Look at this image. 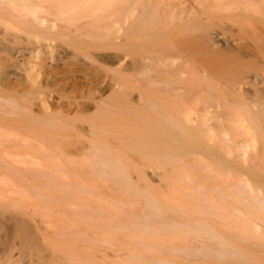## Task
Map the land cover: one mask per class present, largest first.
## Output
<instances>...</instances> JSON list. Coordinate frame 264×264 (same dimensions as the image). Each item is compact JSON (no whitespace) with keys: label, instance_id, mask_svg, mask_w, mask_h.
Segmentation results:
<instances>
[{"label":"bare ground","instance_id":"obj_1","mask_svg":"<svg viewBox=\"0 0 264 264\" xmlns=\"http://www.w3.org/2000/svg\"><path fill=\"white\" fill-rule=\"evenodd\" d=\"M0 25V264H264V0H0Z\"/></svg>","mask_w":264,"mask_h":264},{"label":"rangeland","instance_id":"obj_2","mask_svg":"<svg viewBox=\"0 0 264 264\" xmlns=\"http://www.w3.org/2000/svg\"><path fill=\"white\" fill-rule=\"evenodd\" d=\"M2 28H3V26H1V30H2ZM0 37L3 38V33H0ZM4 57H13V56L9 53L8 49H1L0 50V58H4ZM36 102H39V101L36 100ZM48 102H51V100L48 99ZM242 244L245 247H247L249 249H253V250L257 251V252L261 251V249L259 247H252L247 242H243ZM169 255L172 258L176 259L178 262L182 263V264H191V263H193L194 261H196L198 259L197 257L187 258V257H184L182 254H179V253H176V254L175 253H173V254L170 253ZM208 262H209V260H208ZM118 264H137V263H130V262H126V261L123 260L122 262H120Z\"/></svg>","mask_w":264,"mask_h":264}]
</instances>
